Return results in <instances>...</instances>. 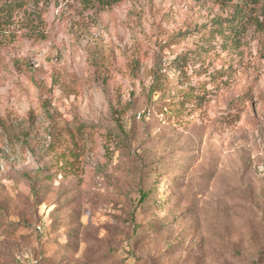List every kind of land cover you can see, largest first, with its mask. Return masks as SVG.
<instances>
[{"label":"rangeland","instance_id":"rangeland-1","mask_svg":"<svg viewBox=\"0 0 264 264\" xmlns=\"http://www.w3.org/2000/svg\"><path fill=\"white\" fill-rule=\"evenodd\" d=\"M222 12L51 3L40 38L15 20L0 50V264H264V34L169 70Z\"/></svg>","mask_w":264,"mask_h":264},{"label":"trees","instance_id":"trees-1","mask_svg":"<svg viewBox=\"0 0 264 264\" xmlns=\"http://www.w3.org/2000/svg\"><path fill=\"white\" fill-rule=\"evenodd\" d=\"M125 0H0V50L6 34L14 28L15 20L20 17L25 22V31H28L30 38L42 36V15L44 7L51 3H74L85 10L94 8H109ZM197 6L204 3L215 4L223 12L215 15L209 23L198 27L201 34L199 46L196 48L201 54H194L188 50L178 55L171 63L170 71L180 75L186 74L191 62L198 56L206 54L209 50L218 48L221 51H238L243 47L247 33L252 29L264 34V0H193ZM167 84L170 78L163 75ZM162 80L156 76L151 86L153 95L161 90ZM161 92V91H160ZM201 95L196 97V104L201 103ZM164 108V107H163ZM142 116V115H141Z\"/></svg>","mask_w":264,"mask_h":264},{"label":"built area","instance_id":"built-area-1","mask_svg":"<svg viewBox=\"0 0 264 264\" xmlns=\"http://www.w3.org/2000/svg\"><path fill=\"white\" fill-rule=\"evenodd\" d=\"M139 117H141V114H139Z\"/></svg>","mask_w":264,"mask_h":264}]
</instances>
